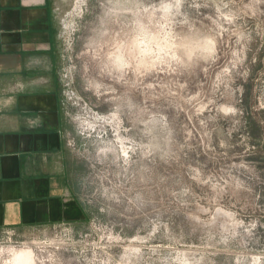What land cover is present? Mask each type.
Instances as JSON below:
<instances>
[{
	"label": "rangeland",
	"instance_id": "rangeland-1",
	"mask_svg": "<svg viewBox=\"0 0 264 264\" xmlns=\"http://www.w3.org/2000/svg\"><path fill=\"white\" fill-rule=\"evenodd\" d=\"M58 5L87 220L0 264H264V0Z\"/></svg>",
	"mask_w": 264,
	"mask_h": 264
},
{
	"label": "crops",
	"instance_id": "crops-1",
	"mask_svg": "<svg viewBox=\"0 0 264 264\" xmlns=\"http://www.w3.org/2000/svg\"><path fill=\"white\" fill-rule=\"evenodd\" d=\"M61 1L0 0V239L87 220L60 99Z\"/></svg>",
	"mask_w": 264,
	"mask_h": 264
},
{
	"label": "bare ground",
	"instance_id": "bare-ground-1",
	"mask_svg": "<svg viewBox=\"0 0 264 264\" xmlns=\"http://www.w3.org/2000/svg\"><path fill=\"white\" fill-rule=\"evenodd\" d=\"M11 264H34L32 252L20 250L13 254Z\"/></svg>",
	"mask_w": 264,
	"mask_h": 264
}]
</instances>
